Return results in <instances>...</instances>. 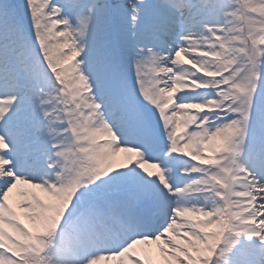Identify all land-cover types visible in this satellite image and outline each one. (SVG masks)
<instances>
[{"label":"snow or ice","instance_id":"obj_1","mask_svg":"<svg viewBox=\"0 0 264 264\" xmlns=\"http://www.w3.org/2000/svg\"><path fill=\"white\" fill-rule=\"evenodd\" d=\"M0 264H264V0H0Z\"/></svg>","mask_w":264,"mask_h":264},{"label":"rangeland","instance_id":"obj_2","mask_svg":"<svg viewBox=\"0 0 264 264\" xmlns=\"http://www.w3.org/2000/svg\"><path fill=\"white\" fill-rule=\"evenodd\" d=\"M119 159H123V154H121V156L119 157ZM154 247L155 246H153V250H154Z\"/></svg>","mask_w":264,"mask_h":264}]
</instances>
